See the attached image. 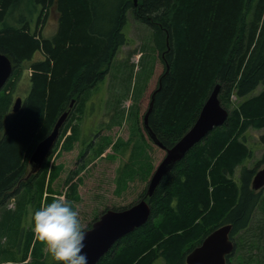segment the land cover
I'll return each mask as SVG.
<instances>
[{
	"label": "trees",
	"instance_id": "1",
	"mask_svg": "<svg viewBox=\"0 0 264 264\" xmlns=\"http://www.w3.org/2000/svg\"><path fill=\"white\" fill-rule=\"evenodd\" d=\"M48 1L55 6L59 22L52 38L32 33L33 17L24 19L19 28L7 24L21 0H0V52L12 58L13 70L24 61H31L28 65L33 69L30 90L12 118L6 117L11 94L0 95V206L21 187L43 190L47 179L52 181L55 172L48 166L25 179L28 158L58 117L70 109L68 102L74 96L78 97L75 102L80 100L105 79L106 66L128 42L124 27L131 10L137 20L153 28L161 54L164 68L152 92L156 91L149 124L163 146L171 148L192 127L218 84L229 117L195 145L147 197L151 205L148 222L121 238L97 264H157L160 258L166 264H187L186 255L216 227L231 224L232 235L247 228L260 202V191L252 188L257 171L244 167L239 182L233 176L236 167L251 156L241 136L250 126L264 127V90L253 94L264 85V0L34 3L45 7ZM38 52L42 57L34 60ZM232 95L243 101L230 111L227 105ZM73 140L74 135L68 138L71 145H65L66 149ZM78 186L72 180L69 198L75 197ZM145 195L146 189L131 204L114 209L127 208ZM14 220V211H7L1 231L16 232ZM32 238L30 233L28 244Z\"/></svg>",
	"mask_w": 264,
	"mask_h": 264
},
{
	"label": "rangeland",
	"instance_id": "2",
	"mask_svg": "<svg viewBox=\"0 0 264 264\" xmlns=\"http://www.w3.org/2000/svg\"><path fill=\"white\" fill-rule=\"evenodd\" d=\"M36 5L34 0H21L19 8L8 15L6 22L19 28L24 19L33 17L32 33L40 34V38H52L59 27L55 6L51 1L45 7ZM35 7L38 9L33 11ZM124 33L128 42L120 46L111 64L106 66L109 72L105 79L76 100L62 127L59 143L56 142L44 164L34 168L36 166L30 162L32 153L28 158L25 179L42 173L48 166L55 172L52 181L47 179L43 190L21 187L1 204L3 217L7 216V211H14L15 220L11 224L15 223L16 232L0 229V264H56L33 232L31 217L35 210L63 197L78 210L82 229L86 228L106 208L126 206L138 199L166 155V150L152 141L144 127L151 94L164 68L154 41V30L137 20L130 10ZM41 57L38 52L34 60ZM28 63L31 61H24L13 70L0 90V95L7 91L12 96L6 113L8 118L13 117L11 108L15 98H25L30 90L29 76L33 69ZM262 90L264 85L253 94ZM242 101L232 95L227 106L231 111ZM72 135V147L66 149L65 145H71L67 140ZM241 139L250 148L251 156L236 167L233 177L238 182L244 167L256 168V171L264 167V127H248ZM74 171L78 174L70 179L79 182L78 193L69 198L72 183L69 177ZM3 217H0V225ZM30 233L33 238L28 244ZM233 239L235 250L228 256L229 264H264V187L250 225L233 235ZM156 263L166 264V261L160 258Z\"/></svg>",
	"mask_w": 264,
	"mask_h": 264
},
{
	"label": "water",
	"instance_id": "3",
	"mask_svg": "<svg viewBox=\"0 0 264 264\" xmlns=\"http://www.w3.org/2000/svg\"><path fill=\"white\" fill-rule=\"evenodd\" d=\"M134 1L137 4L138 0ZM12 72V58L0 52V90ZM155 92L151 96L149 107L144 115V127L152 141L166 150V155L152 172L144 197L124 209H106L93 222L92 226L84 231L86 238L83 251L88 256V264H97L121 238L148 222L151 216V205L147 197L154 194L163 178L195 145L200 143L213 129L223 125L229 117L228 109L222 105L219 98L220 85L218 84L204 102L192 127L171 148H165L149 124ZM74 101L75 99L72 100L70 108L73 107ZM22 104L23 98L18 96L13 103L12 111L18 112ZM69 115L70 109L64 111L58 117L52 131L39 141L32 151L30 162L36 166L34 168L41 167L48 158ZM263 187L264 167L259 169L252 179L254 190ZM231 230V224H224L212 230L198 246L186 255L187 264H229L228 255L235 250V243L230 237Z\"/></svg>",
	"mask_w": 264,
	"mask_h": 264
},
{
	"label": "clouds",
	"instance_id": "4",
	"mask_svg": "<svg viewBox=\"0 0 264 264\" xmlns=\"http://www.w3.org/2000/svg\"><path fill=\"white\" fill-rule=\"evenodd\" d=\"M31 221L36 238L56 264H88L86 233L71 201L53 199L35 210Z\"/></svg>",
	"mask_w": 264,
	"mask_h": 264
},
{
	"label": "flooded vegetation",
	"instance_id": "5",
	"mask_svg": "<svg viewBox=\"0 0 264 264\" xmlns=\"http://www.w3.org/2000/svg\"><path fill=\"white\" fill-rule=\"evenodd\" d=\"M73 100H74V98H73ZM74 104H75V101H74ZM74 106V105H73ZM69 108H70V105H69ZM72 108V107H71ZM71 108H70V112H71ZM70 116V115H69ZM256 191H261V189H259V190H256ZM104 212V211H103ZM102 213V212H101ZM101 215V214H100ZM99 215V216H100ZM99 216H98V218H99ZM219 227V226H218ZM217 228V227H216ZM230 237L232 238V240L234 241V239H233V235L230 233ZM234 243H235V241H234ZM232 254V253H231ZM231 254H229V255H231ZM228 255V256H229Z\"/></svg>",
	"mask_w": 264,
	"mask_h": 264
},
{
	"label": "bare ground",
	"instance_id": "6",
	"mask_svg": "<svg viewBox=\"0 0 264 264\" xmlns=\"http://www.w3.org/2000/svg\"><path fill=\"white\" fill-rule=\"evenodd\" d=\"M41 28V27H40ZM75 110V109H74ZM10 202V201H9Z\"/></svg>",
	"mask_w": 264,
	"mask_h": 264
}]
</instances>
